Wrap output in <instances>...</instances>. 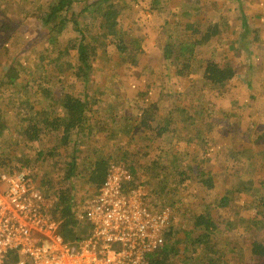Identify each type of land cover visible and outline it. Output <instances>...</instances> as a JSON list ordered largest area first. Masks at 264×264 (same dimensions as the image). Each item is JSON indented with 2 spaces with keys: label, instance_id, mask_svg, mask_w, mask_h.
<instances>
[{
  "label": "rangeland",
  "instance_id": "obj_1",
  "mask_svg": "<svg viewBox=\"0 0 264 264\" xmlns=\"http://www.w3.org/2000/svg\"><path fill=\"white\" fill-rule=\"evenodd\" d=\"M54 1L0 0V84L11 66L20 72L17 86L0 88V170L24 169L54 207L58 193L70 189L77 218L98 191L88 178V162L100 149L111 164L123 162L136 169V185L152 208L173 210L170 231L183 240L182 256L193 255L190 241L184 243L186 232L193 231V215L209 213L216 225L209 259H218V264H264V258L252 254L253 241L264 245L259 208L264 197V0H160L157 7L152 0H119L118 29L131 53L123 64L114 44L97 42L88 84L75 77L77 53L69 40L77 34L72 24L58 40L64 56L57 51L46 54L49 44L40 17ZM91 1L75 0L74 11L79 13ZM92 18L88 13L80 17L82 28L89 27L88 38L99 35ZM187 21L201 34L214 25L221 32L197 47L190 77H181L175 64L164 59V49L169 40L182 37ZM246 25L250 33L242 39ZM208 61L234 72L222 93L204 84ZM67 93L94 98L88 114L94 126L91 135L87 129H74L75 143L68 146H61L53 133L27 143V119L43 111L61 112L49 101L62 100ZM199 101H208L206 117L196 121L205 142L196 138L191 122L182 119L187 112H199ZM144 118L149 119L148 129L141 126ZM168 118L173 121L168 131L153 130L165 127ZM213 118L217 121L210 130ZM73 158L78 168L67 179ZM201 171L213 188L202 183ZM158 173L167 196L156 187ZM224 197L228 202L220 206ZM77 232L78 238L85 237L79 228ZM193 233L195 238L201 234Z\"/></svg>",
  "mask_w": 264,
  "mask_h": 264
},
{
  "label": "trees",
  "instance_id": "obj_2",
  "mask_svg": "<svg viewBox=\"0 0 264 264\" xmlns=\"http://www.w3.org/2000/svg\"><path fill=\"white\" fill-rule=\"evenodd\" d=\"M152 2L153 6L157 7L159 6L160 0H152ZM74 4L75 0H58L52 2L44 9V12L40 17V23L41 26L45 28V36L47 37L49 44L46 49V54L49 55V51H57L62 56L64 55L63 52L58 49V40L64 34L67 26L72 24L74 32L77 34L69 40V46L77 53V65L73 67L75 77L85 84H88L94 72V62L96 59L94 50L97 42L102 40V46H106L107 42L114 44L120 55L121 63L123 64L128 61L127 57L129 53H131V49L121 38V31L118 29L119 17L122 13L119 0H95L87 2L79 13L74 11ZM87 13L92 15V20L97 22L98 36L93 35L88 38L85 31H88L89 27L86 26L82 28L83 25L80 21V17L82 14ZM221 24L222 26L226 25V23ZM193 27H195V25L187 21L181 30L182 37L176 40H169L164 49V59L175 64L176 73L181 77H190L192 62L196 57L197 47L202 43L211 41L221 32V27H219V25H214L208 28L204 34H201L198 29H193ZM244 28L245 32L242 39H245L248 33H250L247 25L244 26ZM192 29L193 31H191ZM190 31L191 35H189ZM196 34L197 36H200L197 39H195ZM50 62L55 63L57 62V59H51ZM19 73L20 72L15 67L11 66L5 74V79L0 84V88H5V86H17L20 79ZM233 75L234 72L230 69L221 68L218 63L208 61L203 74L204 84H207L211 90H214L217 93H222ZM26 86L27 85L24 87L26 88ZM198 97H196L197 100L200 99ZM93 100L94 98H90L89 95L80 98L71 93H67L63 96L62 100H58L55 103L49 101V106H55V104H58L61 108V112H51L50 114H46V111H43L31 115L27 119L29 125L26 127L23 134L25 140L27 143H33L40 141L45 133H53L58 135L61 146H68L74 141L72 140V131L74 129L79 131H85L87 129V135H91L94 126L89 124L88 114L92 112V107L94 106ZM199 102V112L197 110L194 115L187 112L186 115L183 114L182 119L185 122H191L196 138L201 142H205L206 138L203 131H199L198 127H196V121L206 117L207 109H205V107L207 108L208 101L207 104L204 101ZM200 109L205 110L201 111ZM148 120V118H144L141 123V126L145 129L150 127ZM216 121V118L212 119L209 124L210 130L215 128ZM172 123V119L168 118L165 127H154L153 130L157 131L158 134H163L170 129ZM205 124L208 126V121H206ZM229 132V129L226 128V133ZM101 152L102 150L99 149L98 154H96L97 157L93 159L91 158L90 162H88L90 165L88 178L93 184L97 185L98 188L104 183L108 169L111 165L108 157L105 155L102 156ZM2 162L3 161L1 160L0 168L3 165ZM88 163L85 164L87 165ZM68 164L70 168H68L65 178L70 179L74 176L78 168L76 158H73ZM130 169L134 176L133 185H136V169L133 166H130ZM199 175L200 177H203V184L208 188H213V182L208 178L206 173L202 172ZM155 179L157 181L156 187L161 186L160 191L164 196H167L169 194L167 185L159 182V173L155 175ZM48 182L49 181H47V183ZM57 197L58 202L56 203L52 214L55 219L61 222L59 232L64 241L66 243H74L78 238L77 228H79L84 235H87L90 227L87 223H82L75 217V212L73 211V193L70 189L59 192ZM227 202V198L224 197L221 199L219 205L225 206ZM259 208H262L263 210L262 222L264 223V197H261L259 200ZM78 224L85 226H78ZM260 224L262 229H264V225H262V223ZM256 225L258 228H261L258 224ZM192 227V232H186L184 243L190 241L189 243L194 247L193 255H190L189 257L187 255H181L182 251L180 249V243H182L183 240L177 239V236L170 231L169 228L166 233L168 244H164L160 249L149 256L150 264H218V259H209L207 254L208 249L211 248V245L214 242V233L216 230V225L211 215L209 213L193 215ZM197 230H199L201 234L195 238L193 237V232ZM200 248L202 250L199 251ZM252 254L256 258H264V245L257 241H253ZM179 257H182L183 260H179ZM18 260L19 256L16 253H12L9 264H16Z\"/></svg>",
  "mask_w": 264,
  "mask_h": 264
},
{
  "label": "built area",
  "instance_id": "obj_3",
  "mask_svg": "<svg viewBox=\"0 0 264 264\" xmlns=\"http://www.w3.org/2000/svg\"><path fill=\"white\" fill-rule=\"evenodd\" d=\"M126 163L110 165L104 183L78 221L85 237L66 243L54 206L24 169L0 170V264H150L166 243L174 218L170 207L152 208Z\"/></svg>",
  "mask_w": 264,
  "mask_h": 264
},
{
  "label": "crops",
  "instance_id": "obj_4",
  "mask_svg": "<svg viewBox=\"0 0 264 264\" xmlns=\"http://www.w3.org/2000/svg\"><path fill=\"white\" fill-rule=\"evenodd\" d=\"M244 30L241 31V33L243 32ZM203 171H201L199 174H201ZM205 173V172H204Z\"/></svg>",
  "mask_w": 264,
  "mask_h": 264
}]
</instances>
